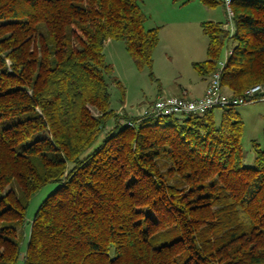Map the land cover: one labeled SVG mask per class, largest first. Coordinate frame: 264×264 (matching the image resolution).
I'll list each match as a JSON object with an SVG mask.
<instances>
[{
  "label": "trees",
  "instance_id": "16d2710c",
  "mask_svg": "<svg viewBox=\"0 0 264 264\" xmlns=\"http://www.w3.org/2000/svg\"><path fill=\"white\" fill-rule=\"evenodd\" d=\"M221 3V0H218ZM208 3L213 0H207ZM205 21L200 78L264 86V0ZM140 0H0V264H264V146L243 164L235 106L143 118L109 107L103 44L150 68ZM225 50V51H226ZM94 110V112L92 111ZM264 142V128H263ZM55 188L27 221L30 198Z\"/></svg>",
  "mask_w": 264,
  "mask_h": 264
},
{
  "label": "rangeland",
  "instance_id": "374dc122",
  "mask_svg": "<svg viewBox=\"0 0 264 264\" xmlns=\"http://www.w3.org/2000/svg\"><path fill=\"white\" fill-rule=\"evenodd\" d=\"M147 15L145 25L158 29V43L152 53L150 68H137L128 54L122 40L107 39L103 44L106 63L111 64L112 74L118 83L109 80V107L119 117L123 114H137L155 99L161 91L164 95L179 92L181 86L192 84L197 77L192 62L205 58L207 38L201 30L205 21L227 23L226 14L218 0H140ZM225 50L221 60L224 59ZM244 124L241 139L243 164L253 165L255 152L252 141L264 146V99L235 106ZM94 112V110H92ZM11 120H2L0 128ZM55 188L50 183L43 186L31 198L28 204L27 221L34 214L39 203ZM27 225L21 240V253L16 264H22Z\"/></svg>",
  "mask_w": 264,
  "mask_h": 264
},
{
  "label": "built area",
  "instance_id": "2783aa9c",
  "mask_svg": "<svg viewBox=\"0 0 264 264\" xmlns=\"http://www.w3.org/2000/svg\"><path fill=\"white\" fill-rule=\"evenodd\" d=\"M231 1L221 0L227 18V23L222 27L229 34H232L234 29ZM229 52L226 50L225 56ZM223 62L224 59L219 61L217 69L209 75L202 95L190 98L184 94L179 96L159 94L144 106L138 116L148 118L179 113L201 114L217 106H236L264 99V86L259 84L247 89L241 97H232L227 94L220 81V69Z\"/></svg>",
  "mask_w": 264,
  "mask_h": 264
},
{
  "label": "crops",
  "instance_id": "0c3cea01",
  "mask_svg": "<svg viewBox=\"0 0 264 264\" xmlns=\"http://www.w3.org/2000/svg\"><path fill=\"white\" fill-rule=\"evenodd\" d=\"M140 5H141V8H142L141 1H140ZM142 10H143V8H142ZM143 12H144V10H143ZM144 14H145V12H144ZM147 18L148 17L146 15V20H147ZM145 23H146V21H145ZM145 23H144V25H145ZM145 27L146 28H156L155 26H148L147 27L146 25H145ZM207 79L208 78H200L197 75V77L194 79L192 84H189L187 87L186 86H181L180 89H179V92H176V94H173V95L179 96V95H183L184 94V95H186V96H188L190 98L198 97V96L202 95V93L204 91V88H205V85L207 83ZM159 94H162V92L160 91L157 95H159Z\"/></svg>",
  "mask_w": 264,
  "mask_h": 264
}]
</instances>
